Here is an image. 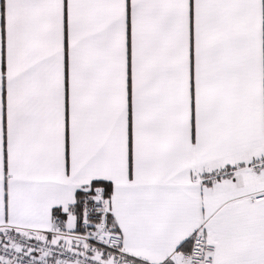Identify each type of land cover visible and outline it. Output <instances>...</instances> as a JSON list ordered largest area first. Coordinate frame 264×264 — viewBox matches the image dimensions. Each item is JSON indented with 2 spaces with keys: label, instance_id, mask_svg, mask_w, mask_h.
<instances>
[{
  "label": "snow or ice",
  "instance_id": "obj_1",
  "mask_svg": "<svg viewBox=\"0 0 264 264\" xmlns=\"http://www.w3.org/2000/svg\"><path fill=\"white\" fill-rule=\"evenodd\" d=\"M0 264H264V0H0Z\"/></svg>",
  "mask_w": 264,
  "mask_h": 264
}]
</instances>
